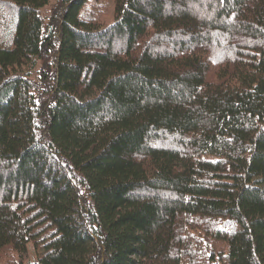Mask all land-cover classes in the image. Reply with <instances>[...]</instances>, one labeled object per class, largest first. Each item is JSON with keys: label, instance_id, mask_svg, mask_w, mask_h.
Here are the masks:
<instances>
[{"label": "trees", "instance_id": "16d2710c", "mask_svg": "<svg viewBox=\"0 0 264 264\" xmlns=\"http://www.w3.org/2000/svg\"><path fill=\"white\" fill-rule=\"evenodd\" d=\"M49 1L0 0V264H264V0H64L46 35Z\"/></svg>", "mask_w": 264, "mask_h": 264}, {"label": "rangeland", "instance_id": "374dc122", "mask_svg": "<svg viewBox=\"0 0 264 264\" xmlns=\"http://www.w3.org/2000/svg\"><path fill=\"white\" fill-rule=\"evenodd\" d=\"M64 6V0H50L48 6H46L42 10V17L44 18L45 30L44 33L47 35L48 31L53 28L57 22L59 21V13L61 12ZM90 8L93 10L95 14V20L97 23H101L102 25H109L114 21V5L112 2H101L98 4H92ZM53 59L42 60L37 68V74H35V78H42L44 72L53 75ZM47 236L41 234L38 237L37 244H40V247L37 248L36 243H32L30 245V256L32 259H36L40 254L43 253L44 242Z\"/></svg>", "mask_w": 264, "mask_h": 264}]
</instances>
